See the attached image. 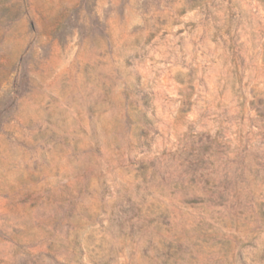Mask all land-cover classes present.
<instances>
[{"label": "rangeland", "instance_id": "rangeland-1", "mask_svg": "<svg viewBox=\"0 0 264 264\" xmlns=\"http://www.w3.org/2000/svg\"><path fill=\"white\" fill-rule=\"evenodd\" d=\"M0 264H264V0H0Z\"/></svg>", "mask_w": 264, "mask_h": 264}]
</instances>
